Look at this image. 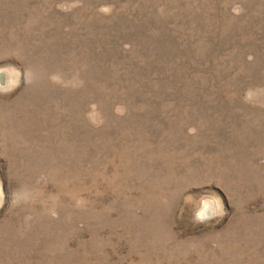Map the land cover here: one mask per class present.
<instances>
[{
  "label": "rangeland",
  "instance_id": "1",
  "mask_svg": "<svg viewBox=\"0 0 264 264\" xmlns=\"http://www.w3.org/2000/svg\"><path fill=\"white\" fill-rule=\"evenodd\" d=\"M0 264H264V0H0Z\"/></svg>",
  "mask_w": 264,
  "mask_h": 264
}]
</instances>
